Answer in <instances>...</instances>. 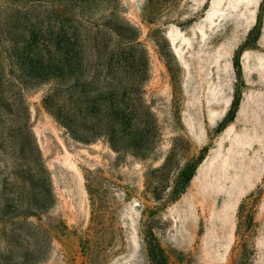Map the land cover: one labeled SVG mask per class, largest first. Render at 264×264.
Instances as JSON below:
<instances>
[{
    "label": "rangeland",
    "instance_id": "rangeland-1",
    "mask_svg": "<svg viewBox=\"0 0 264 264\" xmlns=\"http://www.w3.org/2000/svg\"><path fill=\"white\" fill-rule=\"evenodd\" d=\"M8 3L0 0V31L14 43L3 47L19 53L7 58L0 49V104L8 59L24 66L15 68L23 78L47 65L42 45L28 59L22 49L31 26L53 17ZM86 13L93 23L130 21L138 30L148 76L135 103L150 106L160 134L122 152L104 138L81 141L47 107L52 79L23 83L56 197L52 246L36 264H155V245L168 264H264V0H109ZM82 30L91 41L98 35L90 23ZM101 37L113 41L105 30ZM108 50L104 94L129 79ZM97 62L88 50L81 78H64L59 90L87 91L83 75ZM6 159L0 150L1 184L10 179ZM87 178L96 179L93 194Z\"/></svg>",
    "mask_w": 264,
    "mask_h": 264
},
{
    "label": "trees",
    "instance_id": "trees-1",
    "mask_svg": "<svg viewBox=\"0 0 264 264\" xmlns=\"http://www.w3.org/2000/svg\"><path fill=\"white\" fill-rule=\"evenodd\" d=\"M96 1L109 0H9V7L25 10L45 7L53 13V17L47 19V25L31 26L29 39H26L22 49L26 54L23 58L28 59L33 48L42 45L48 56L46 66L34 65L27 78H23L15 74V68L23 70V65L19 66L9 59L6 63L10 73L5 77L1 93L0 107L4 119L0 136L4 138L0 150L7 155L5 167L9 169L10 179L0 183V260L13 261L14 264L39 263L53 242L48 229L52 220L49 211L56 197L51 175L32 133L31 112L23 91V83L27 79H52L54 87L45 98L47 107L76 139L92 142L104 138L116 151L122 152L130 147L146 148L160 134L150 106L135 103L139 99L140 84L148 76L143 44L136 38L138 30L130 21L90 22L86 12ZM84 23L98 29V35L92 41L83 35ZM102 30L113 35V41L101 37ZM10 40L0 31V49L7 54V58L19 53L3 47ZM108 48L114 54L117 73L125 74L129 79L119 83L120 91L116 92L117 86L110 84L112 91L104 94L101 90L107 80L103 68ZM90 49L98 62L92 75H83L89 87L87 91L77 84L75 90L61 92L59 87L64 78H81L80 71ZM118 96L121 105L115 103ZM87 179L90 181L88 189L93 194L96 179ZM246 238L242 236V246ZM25 251L31 254L32 259H26V255L22 257ZM153 253L155 264H168L162 247L155 245ZM19 254L21 261L16 260Z\"/></svg>",
    "mask_w": 264,
    "mask_h": 264
},
{
    "label": "bare ground",
    "instance_id": "bare-ground-1",
    "mask_svg": "<svg viewBox=\"0 0 264 264\" xmlns=\"http://www.w3.org/2000/svg\"><path fill=\"white\" fill-rule=\"evenodd\" d=\"M226 169H228V168H226ZM226 171V170H225ZM226 173V172H225Z\"/></svg>",
    "mask_w": 264,
    "mask_h": 264
}]
</instances>
